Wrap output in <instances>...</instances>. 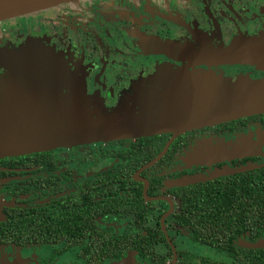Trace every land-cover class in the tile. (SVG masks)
<instances>
[{
    "label": "flooded vegetation",
    "instance_id": "af4514ba",
    "mask_svg": "<svg viewBox=\"0 0 264 264\" xmlns=\"http://www.w3.org/2000/svg\"><path fill=\"white\" fill-rule=\"evenodd\" d=\"M18 21L0 22L1 53L51 48L69 69L62 93L78 87L106 111L131 107L167 62L233 80L264 78L258 65L175 58L151 45L212 52L264 38V0H78L51 10L47 29L39 20ZM263 122L250 116L181 133L151 166L172 134L0 159V264H264V252L256 254L264 236L243 233L222 249L175 226L188 187L264 165ZM237 147L247 152L237 156ZM197 177L208 180L180 185ZM95 233L122 239L98 244L101 262L87 252ZM197 245L224 251L230 261L199 256Z\"/></svg>",
    "mask_w": 264,
    "mask_h": 264
},
{
    "label": "water",
    "instance_id": "95a60500",
    "mask_svg": "<svg viewBox=\"0 0 264 264\" xmlns=\"http://www.w3.org/2000/svg\"><path fill=\"white\" fill-rule=\"evenodd\" d=\"M75 1L78 0H0V22ZM236 42L212 52L160 41L151 45L175 58L264 68V38ZM0 68L4 69L0 75V159L172 134L151 166L181 133L264 114V78L241 76L233 80L188 67L173 71L171 78L158 72L152 77V85L143 88L131 107L123 105L106 111L95 101L87 104L78 87L66 85L67 92L62 93L61 83L69 69L47 46L30 45L21 52L0 51ZM233 151L240 156L247 149L237 147ZM229 153L224 150L222 155ZM258 167L250 165L237 172ZM206 180L197 177L180 185Z\"/></svg>",
    "mask_w": 264,
    "mask_h": 264
},
{
    "label": "trees",
    "instance_id": "16d2710c",
    "mask_svg": "<svg viewBox=\"0 0 264 264\" xmlns=\"http://www.w3.org/2000/svg\"><path fill=\"white\" fill-rule=\"evenodd\" d=\"M253 117L264 118V115ZM187 190V195L181 197L175 226L186 230L188 227L196 243L229 249L233 237L243 233L253 238L264 236V165L226 179L198 183ZM101 235L95 233L91 236L87 251L91 255L98 254L95 258L98 262L103 257L98 244L108 242V245L115 246L119 240L122 243L120 237L114 239ZM57 240L63 242V238ZM10 241L21 243L16 239ZM79 241L86 242L81 238ZM263 252L256 254L262 255Z\"/></svg>",
    "mask_w": 264,
    "mask_h": 264
},
{
    "label": "rangeland",
    "instance_id": "374dc122",
    "mask_svg": "<svg viewBox=\"0 0 264 264\" xmlns=\"http://www.w3.org/2000/svg\"><path fill=\"white\" fill-rule=\"evenodd\" d=\"M56 7L48 8V9H45L43 11H39V12L32 13L29 15L19 16V17H17L19 20L18 22L20 23L21 26H25L27 24L38 23V22H36V20H39V21H42L41 27L43 29H47L49 26L47 23L44 22V19L46 17H48L50 15V11ZM17 18L8 19L5 21H12V20L17 19ZM178 68H179L178 66L173 65V62H171V63L167 62L164 65L158 66L155 72H157V73L159 72L161 74L167 73V74H164L162 76H166V77L171 78L174 76L173 71L177 70ZM91 100H92V98L87 97L86 103L88 104ZM123 105L124 104H122L121 106H123ZM195 253L199 256H207V257H211L213 259H217L220 261H230V256L228 253L221 251V250H218V249H215V248H212V247L204 246V245H197ZM26 262H27V260H25V263Z\"/></svg>",
    "mask_w": 264,
    "mask_h": 264
}]
</instances>
